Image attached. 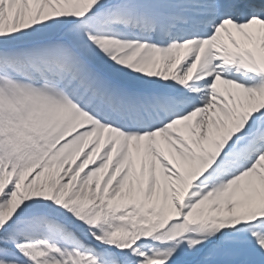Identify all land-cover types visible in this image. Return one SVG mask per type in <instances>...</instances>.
<instances>
[{"label":"snow or ice","instance_id":"6c2138e0","mask_svg":"<svg viewBox=\"0 0 264 264\" xmlns=\"http://www.w3.org/2000/svg\"><path fill=\"white\" fill-rule=\"evenodd\" d=\"M0 264H264V0H0Z\"/></svg>","mask_w":264,"mask_h":264}]
</instances>
